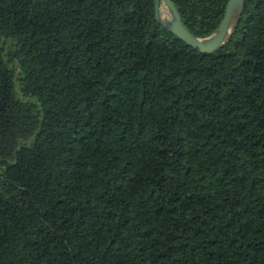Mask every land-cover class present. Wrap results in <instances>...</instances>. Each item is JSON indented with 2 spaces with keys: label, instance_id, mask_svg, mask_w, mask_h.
Masks as SVG:
<instances>
[{
  "label": "trees",
  "instance_id": "16d2710c",
  "mask_svg": "<svg viewBox=\"0 0 264 264\" xmlns=\"http://www.w3.org/2000/svg\"><path fill=\"white\" fill-rule=\"evenodd\" d=\"M0 264H264V0H0Z\"/></svg>",
  "mask_w": 264,
  "mask_h": 264
},
{
  "label": "water",
  "instance_id": "95a60500",
  "mask_svg": "<svg viewBox=\"0 0 264 264\" xmlns=\"http://www.w3.org/2000/svg\"><path fill=\"white\" fill-rule=\"evenodd\" d=\"M246 0H228L225 12L217 29L206 38L194 36L182 23L181 17L172 0H154L155 20L167 31L172 33L185 45L198 50L201 54H214L220 51L231 39L243 12ZM164 4L169 18L164 20L160 16L161 4Z\"/></svg>",
  "mask_w": 264,
  "mask_h": 264
},
{
  "label": "bare ground",
  "instance_id": "6f19581e",
  "mask_svg": "<svg viewBox=\"0 0 264 264\" xmlns=\"http://www.w3.org/2000/svg\"><path fill=\"white\" fill-rule=\"evenodd\" d=\"M160 16L164 20L169 18L168 11L163 3L161 4V7H160Z\"/></svg>",
  "mask_w": 264,
  "mask_h": 264
}]
</instances>
